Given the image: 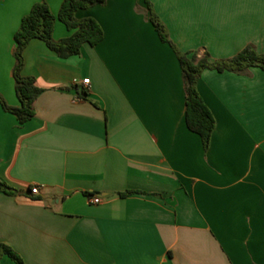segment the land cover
Here are the masks:
<instances>
[{"label":"crops","instance_id":"0c3cea01","mask_svg":"<svg viewBox=\"0 0 264 264\" xmlns=\"http://www.w3.org/2000/svg\"><path fill=\"white\" fill-rule=\"evenodd\" d=\"M36 2L56 16L62 0H0V96L10 106L13 35ZM149 2L196 60L248 45L264 53V0ZM74 16L94 19L101 41L60 58L31 39L20 75L42 88L34 116L19 124L0 106V181L17 191H0V244L24 264H264V70L200 73L195 88L215 121L203 148L185 124L177 54L143 0ZM70 34L55 20L53 39Z\"/></svg>","mask_w":264,"mask_h":264},{"label":"trees","instance_id":"16d2710c","mask_svg":"<svg viewBox=\"0 0 264 264\" xmlns=\"http://www.w3.org/2000/svg\"><path fill=\"white\" fill-rule=\"evenodd\" d=\"M106 0H62L57 15L54 16L46 3H34L28 13L20 20L19 26L13 35L12 56L14 65L12 77L14 92L18 99L17 106L8 105L0 96L1 108L13 114L18 123L22 124L34 116V102L42 91L33 77L20 75L23 65L22 52L31 39L42 40L46 47L60 58H67L80 52L82 44L96 45L102 39V30L99 24L90 17L78 19L74 13L79 9H86L95 5H103ZM146 5L148 18L154 26L160 40L172 46L177 54L181 67L185 96V124L188 130L199 136L203 148H207L210 135L214 129V118L196 91L195 85L204 69L217 72H243L250 66L264 70V53H258L248 45L236 55L228 59L210 60L207 54L196 60L194 54L179 52L168 38L163 24L158 20L151 8L149 0H143ZM55 20L61 22L71 31L67 37L53 39L52 31ZM0 191L6 194H15L17 191L0 181ZM130 193V192H129ZM120 196L126 193H119ZM5 255L16 264H24L21 258L7 245L0 244V256Z\"/></svg>","mask_w":264,"mask_h":264},{"label":"built area","instance_id":"2783aa9c","mask_svg":"<svg viewBox=\"0 0 264 264\" xmlns=\"http://www.w3.org/2000/svg\"><path fill=\"white\" fill-rule=\"evenodd\" d=\"M81 83L86 85V84L89 83V79L88 78H83ZM29 191H30V194H38V186H31ZM90 200L93 203H97L99 201V198L98 197H92Z\"/></svg>","mask_w":264,"mask_h":264},{"label":"rangeland","instance_id":"374dc122","mask_svg":"<svg viewBox=\"0 0 264 264\" xmlns=\"http://www.w3.org/2000/svg\"><path fill=\"white\" fill-rule=\"evenodd\" d=\"M13 49V48H12Z\"/></svg>","mask_w":264,"mask_h":264}]
</instances>
